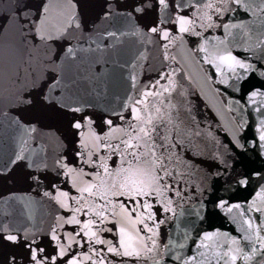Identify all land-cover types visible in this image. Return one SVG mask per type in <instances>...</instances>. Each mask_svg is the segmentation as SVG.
Here are the masks:
<instances>
[{"label":"snow or ice","instance_id":"6c2138e0","mask_svg":"<svg viewBox=\"0 0 264 264\" xmlns=\"http://www.w3.org/2000/svg\"><path fill=\"white\" fill-rule=\"evenodd\" d=\"M0 37V182L42 193L0 213V264H264V0H0ZM126 41L100 108L71 70Z\"/></svg>","mask_w":264,"mask_h":264},{"label":"water","instance_id":"95a60500","mask_svg":"<svg viewBox=\"0 0 264 264\" xmlns=\"http://www.w3.org/2000/svg\"><path fill=\"white\" fill-rule=\"evenodd\" d=\"M244 18L248 19V17ZM215 34L220 35L221 33ZM11 40L12 37H0V73H3L7 68V58L3 54V49L6 48ZM92 47L95 48V45ZM137 47L131 41H126L125 45L118 50L102 49L79 52L77 62L79 68H73L70 74L75 75L76 72H79L80 77H88L91 80V84L87 80H81L80 86L84 90L81 94L84 95L85 99L97 104L100 108H105L114 102L116 96L122 95L128 87V82L126 79L127 71L122 69L120 65L125 61H130L135 56ZM174 52L177 55V60H181L182 53L179 52V49L177 48ZM157 56L158 53L152 52L150 60L155 62L154 58ZM146 75L147 71H145ZM105 85L107 86L106 91ZM93 88L100 92L101 95L97 96ZM4 107V104H0V109H4ZM13 135L14 132L7 126L6 121L0 123V159L6 158V154L11 151L12 145L9 138ZM12 194H15V199L7 202L3 199ZM41 195V192L34 191L27 184L21 182H0V213L10 211L12 213V216L9 217L10 219L23 220L24 217L21 215L25 211L23 204L27 203L30 198L39 201ZM49 211L51 209L46 203L41 202L36 204L34 206V221L32 222L39 224L41 218L45 217ZM184 226L185 224L182 219L181 228ZM168 227V225L163 226L164 233L167 232ZM233 227V225H229L227 222L224 223L225 230H231ZM172 234L177 243L181 242V238L176 234L174 224L172 226ZM164 242H167L166 235H164Z\"/></svg>","mask_w":264,"mask_h":264}]
</instances>
